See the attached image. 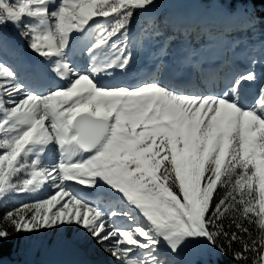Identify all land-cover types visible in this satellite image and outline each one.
Segmentation results:
<instances>
[{
    "label": "snow or ice",
    "instance_id": "6c2138e0",
    "mask_svg": "<svg viewBox=\"0 0 264 264\" xmlns=\"http://www.w3.org/2000/svg\"><path fill=\"white\" fill-rule=\"evenodd\" d=\"M209 3L211 13L177 12L152 25L151 36L170 33L165 55L180 42L169 77L120 85L100 74L128 71L132 25L156 0H0V57L18 54L4 31L11 25L40 58L24 78L0 58V206L52 190L0 212V250L18 235L51 231L101 248L112 264H185L186 251L203 245L235 264H247L248 253L264 264V236L257 247L240 235L249 214L264 229V82L251 103L241 90L252 71L213 92L179 82L218 38L264 23L256 10L264 0ZM78 56L92 63L82 67ZM229 216L236 231L225 228Z\"/></svg>",
    "mask_w": 264,
    "mask_h": 264
},
{
    "label": "rangeland",
    "instance_id": "374dc122",
    "mask_svg": "<svg viewBox=\"0 0 264 264\" xmlns=\"http://www.w3.org/2000/svg\"><path fill=\"white\" fill-rule=\"evenodd\" d=\"M190 1L192 0L171 1L167 6H164L165 8L164 10H160L159 9L160 6L159 4H157V8L149 9L148 12H138L136 19L132 25L131 31L129 33V38H130V35H133L134 33L136 32L138 33L141 31L140 37L133 38L132 40L129 39V45L133 50L134 59L139 58L140 56L145 54L146 49L149 48L150 46L154 47L153 48L154 50L156 49V52L154 51L151 52L150 54L151 56L152 55L155 56L156 54H158L157 52H160L159 57L162 56V58L160 57L161 58L160 63L155 67L156 69L155 68L152 69L153 75L156 78L161 77L162 75L160 71L161 67L162 69H165L167 67V64L168 63L170 64L172 56H170L169 54L165 55L164 52H162V49H164L166 38L170 33L165 30L164 35L160 37L151 36L152 25L177 12L185 14V8L190 4ZM197 6L202 7L204 11L202 13H205L209 9H212L210 6V3L205 4V3L200 2V0ZM98 19H102V18H98ZM93 28L95 29V26H93ZM7 30L11 31V34H8V36L12 40L17 51L20 52L19 60L24 61L26 58H28L30 61H32V63L34 62L36 64H40V58L36 57L34 53L28 50L25 47L24 42L21 41L19 37L16 35V29H14L11 25H8L4 29L5 33ZM235 33H239L240 37L248 38V41H249L248 44L250 45V47H248V50L246 51L247 55H249L247 59L249 64H248V67L242 70V73L252 71L255 73L256 78H258V89L254 90V92H252L248 96V102L251 103L252 97H254L258 93L259 84L261 85V83L264 82V76L259 77L256 75V72H257L256 68L259 64L254 66L251 63V59H250L251 57L254 56L260 61L258 63H261V60H262L261 52L264 49V23L257 25V27L252 31H240V32H235ZM92 34L95 35L96 34L95 31H93ZM258 43L260 45L259 47H256ZM179 44H180L179 40L170 42L169 47L165 49L164 51L167 52L170 49L175 50ZM235 47H236L235 48L236 51L239 49H246L247 43L242 42L241 45L235 46ZM204 51H205L204 53H206L207 50L205 49ZM88 60L89 59H87V61ZM134 61L136 60H133L132 62L133 64H134ZM87 63L88 62H86V66L89 64ZM133 64H131L130 68H133ZM260 68H263V66ZM117 73L119 74L120 78L122 77L124 78V80L126 77L129 76V74L126 75V72H122L120 70L117 71ZM118 84L129 85V83L125 84L123 83V81H121ZM133 84L135 83H132L131 85ZM222 89L223 88H221L220 90ZM53 154L54 153H52V155ZM42 189L43 190H40L36 194H31V195L21 194L19 197L9 198L8 200L4 201L2 206H0V212H5V211L10 210L14 206L19 205L21 201L37 202L40 199L45 198L52 191L49 186H45ZM61 235L68 236V234L52 233L51 231H48V232L42 231L38 236H33L31 238L23 234L18 235L14 237L12 241L6 242L12 245V247L14 246L15 253L12 254V257H8V256H3L4 258L0 257L1 258L0 262L1 264H13V263L39 264L41 262L48 263L47 261L49 260V258H52V257L58 258L56 260L60 262L67 261V260L84 261L85 259L88 260L91 258L99 257L103 259L106 263L112 264V258L107 253H105L101 248L96 247L94 245L86 244L82 241H79L75 234H71V236L68 239L61 241L60 239ZM54 248H57V249L54 250ZM54 251H58V252H54ZM88 251L90 252V254ZM184 255L188 257L187 261L186 260L184 261L185 264H198L199 262L204 261V258H207L209 256L212 258L210 260H214L217 253L215 249H212L206 245H203L200 247L189 248ZM2 261L4 263H2Z\"/></svg>",
    "mask_w": 264,
    "mask_h": 264
},
{
    "label": "bare ground",
    "instance_id": "6f19581e",
    "mask_svg": "<svg viewBox=\"0 0 264 264\" xmlns=\"http://www.w3.org/2000/svg\"><path fill=\"white\" fill-rule=\"evenodd\" d=\"M197 4H199V2L195 3V2H193V0L190 1V4L185 8V15L189 16L192 19H195L197 16L200 15V13L204 12L202 7H198ZM211 12H212V9H209L205 13H211ZM9 32H11V31L9 30ZM132 32H134V31H132ZM140 36H141V31L139 33H134L133 35H130L129 39L132 40L133 38H137ZM216 41L217 42L211 43L210 46L206 49L207 51H206V53H204V55L208 59H206L204 63L211 66V67L218 68L217 73L213 74V75L205 76L201 72V69H200L201 66H193L192 64H188L187 66H184L181 69V71L183 73V78L180 79V82L187 91H190V92L219 91L223 86V83L221 82V78H222L221 76H223L226 72L232 73V75L235 73H238V72L242 73L241 70L237 69L236 64H240V66H242L243 69L248 67L249 63H248L247 59H248L249 55H247V52H246L248 50V47H250V45L248 44V42H249L248 38L240 37L239 33H235L234 35H232L231 39H229V38H218ZM242 42L247 43V48L246 49H239L236 51L235 46L241 45ZM259 45L260 44L258 43L256 47H259ZM153 48L154 47L150 46L149 48L146 49L145 54H143L139 58L134 59L136 61H134V64L132 63L133 68H130L126 72V75L129 74V76L126 77L125 80L122 77L120 78L119 74L117 73V71H119V70H115L113 72V75L111 77H107L106 80L102 79V78H104V76H103V74H100V78H101L102 82L107 83V84H118L121 81H123V83H125V84L129 83V85H131L132 83L138 82V81L143 80L145 78L154 77L153 73L149 72V70H152L153 68H155L160 63V59L162 58V56H160L161 58L159 57L160 52H157L158 54H156L155 56H153V55L151 56L150 55L151 52H153V51L156 52V49L154 50ZM178 49H179V45L177 46V48L175 50L170 49L167 51V53L170 56H173V54H175V52L177 53ZM262 52H264V49ZM17 53H18L17 55H3L0 58H2L5 63L13 66L17 70L18 75L21 76L22 78H24L26 76H29L31 74L30 70L34 69L35 67H38L39 64H36L34 62L32 63V61H30L28 58H26L24 61L19 60V56H20L19 53L20 52L17 51ZM103 58L104 57H100L101 60H103ZM77 61L79 62L78 65H80L82 67H86V62H88L86 57H79V56L76 58V62ZM257 64H259V65L256 68V71H257L256 75L259 77H263L264 76V59L261 60V63H256L254 66H256ZM168 65H169V63L167 64V66ZM262 66H263V68H260ZM160 71L162 74L161 77H169L171 75L168 67H166L165 69H162V67H161ZM189 77L193 78V80H194L193 83H188ZM259 87H260V84H259ZM256 89H258V78H256L255 81H253V82L245 83L244 87L241 91L243 92V94L246 97H248ZM49 155L51 156L52 153H50ZM41 190H43V189H41ZM90 198H93V197H90ZM56 249L57 248H54V250H56ZM54 252H58V251H54ZM59 252H61V251H59ZM89 254H90V252H89ZM56 259H58V258L52 257V258H49V260L47 261L48 263H42L41 262L39 264H109V263H106L103 259H101L99 257L91 258L88 260L85 259L84 261L67 260V261H63V262H60ZM181 259L183 261H185V260L187 261L188 257L183 255V257H181ZM2 263H4V262H2ZM13 264H18V263H13Z\"/></svg>",
    "mask_w": 264,
    "mask_h": 264
},
{
    "label": "trees",
    "instance_id": "16d2710c",
    "mask_svg": "<svg viewBox=\"0 0 264 264\" xmlns=\"http://www.w3.org/2000/svg\"><path fill=\"white\" fill-rule=\"evenodd\" d=\"M171 1L174 0H156V3L159 4L160 6V10H164V6H167ZM181 1V0H179ZM200 2L205 3V4H209V0H200ZM256 10H257V14L258 15H264V5H260L257 4L256 5ZM224 189L223 188H219L218 189V194H223ZM251 216V222L248 221L247 218L241 217L242 222L245 224V227H247L249 229L248 233H241L240 235L243 236L245 241H251V240H256L257 241V247H259V239L261 236H264V229H261L258 223L259 217L255 216V214H249ZM232 216H229L225 221H224V225L226 230L228 231H236L235 227H231L229 228V224L232 223ZM222 243L227 246L228 245V240H224L223 238H221ZM242 247V245L240 243H236L234 242L232 245L233 250H239ZM216 251V250H215ZM15 253V248L14 246L12 247V245H10L9 243L4 244L2 250H0V257L3 256H8V257H12V254ZM217 255L215 256L214 260H210L212 259L210 256L207 258H204V261L199 262L198 264H235V262L233 261L231 255H223L221 253H219L218 251H216ZM249 259L247 261V264H251V260L253 258H255V253H248L247 254ZM208 260V261H207ZM207 261V262H205Z\"/></svg>",
    "mask_w": 264,
    "mask_h": 264
},
{
    "label": "water",
    "instance_id": "95a60500",
    "mask_svg": "<svg viewBox=\"0 0 264 264\" xmlns=\"http://www.w3.org/2000/svg\"><path fill=\"white\" fill-rule=\"evenodd\" d=\"M4 258V257H3ZM0 261H1V258H0ZM3 262V261H2ZM0 264H1V262H0Z\"/></svg>",
    "mask_w": 264,
    "mask_h": 264
}]
</instances>
